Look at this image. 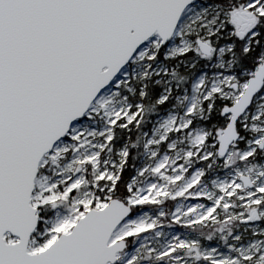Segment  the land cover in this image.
Returning <instances> with one entry per match:
<instances>
[{
	"label": "snow or ice",
	"instance_id": "6c2138e0",
	"mask_svg": "<svg viewBox=\"0 0 264 264\" xmlns=\"http://www.w3.org/2000/svg\"><path fill=\"white\" fill-rule=\"evenodd\" d=\"M0 264H264V0H0Z\"/></svg>",
	"mask_w": 264,
	"mask_h": 264
}]
</instances>
